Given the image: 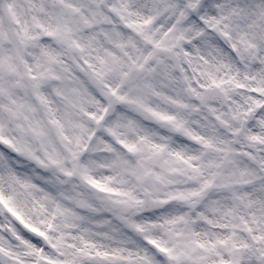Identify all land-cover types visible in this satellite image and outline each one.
Segmentation results:
<instances>
[{
  "label": "snow or ice",
  "instance_id": "obj_1",
  "mask_svg": "<svg viewBox=\"0 0 264 264\" xmlns=\"http://www.w3.org/2000/svg\"><path fill=\"white\" fill-rule=\"evenodd\" d=\"M0 264H264V0H0Z\"/></svg>",
  "mask_w": 264,
  "mask_h": 264
}]
</instances>
